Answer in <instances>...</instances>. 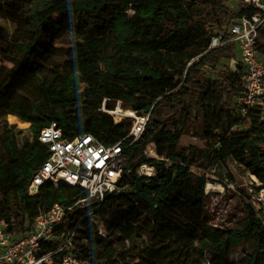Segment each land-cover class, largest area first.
Here are the masks:
<instances>
[{"label":"trees","instance_id":"obj_1","mask_svg":"<svg viewBox=\"0 0 264 264\" xmlns=\"http://www.w3.org/2000/svg\"><path fill=\"white\" fill-rule=\"evenodd\" d=\"M226 1L0 0V16L16 21L10 37L0 24V61L11 64L0 66V119L11 114L29 123L24 140L16 125L4 121L1 127L0 220L10 230L21 231L23 215L32 218L54 203H76L60 231L80 223L74 244L89 264H110L119 247L141 233L148 234L142 255L162 256L171 247L168 264H231L232 249L244 240H252L253 248L236 264H264V225L253 208L247 205L241 228L202 222L206 179L195 176V186L190 170L199 164L202 149L190 144L176 151L180 138L199 127L194 134L211 149L213 162L237 160L264 188V109L240 113V69H225L210 80L201 67L234 57L230 44L207 50L214 31L241 14ZM66 35L71 45L57 46ZM258 50L264 55V47ZM118 100L125 109L150 110L142 135L123 143L126 160L119 184L128 189L107 193L100 204L80 186L51 181L28 194L27 185L48 156L38 140L40 131L55 121L70 139L90 133L113 144L127 135L130 119L115 123L100 108L104 102L111 109ZM241 123L250 128L231 130ZM151 142L166 146L170 166L146 157ZM138 155L156 165L155 175L132 171ZM93 209L104 223V235L89 217L81 219ZM57 245L49 243L45 250Z\"/></svg>","mask_w":264,"mask_h":264},{"label":"built area","instance_id":"obj_2","mask_svg":"<svg viewBox=\"0 0 264 264\" xmlns=\"http://www.w3.org/2000/svg\"><path fill=\"white\" fill-rule=\"evenodd\" d=\"M226 5L231 11H241V14L236 15L222 29L214 31L207 50L225 44L234 47V60L237 61L236 65L241 66V90L236 102L241 107L240 113L245 115L252 107L264 109V55L256 45L264 26V0H227ZM201 67L210 80L219 79V73L225 70L220 68L218 74L213 73L219 63H207ZM121 105L118 100L111 109L105 105L102 107L114 117L115 123L123 118H129L131 122L127 135L113 144L102 143L90 133L70 139L55 121L45 126L38 140L48 149V156L27 185V193L36 194L45 181H51L55 186H80L87 190V198H95L100 204L107 193L126 191L128 187L119 184L126 160V147L123 143L129 138L132 143L142 135L150 119V110L123 111ZM147 146L150 148L149 144ZM143 166L148 169L143 172L148 177L156 174L153 164L144 163ZM190 170L197 174L195 166H191ZM239 194L250 204L264 225V188L261 182L251 176ZM75 204L54 203L49 210L35 216L32 224L20 232L10 230L6 220H0V264H89L82 259L74 244L80 223L71 231H60V226L69 219ZM58 232L62 233L60 238L57 237ZM101 234L104 235V232L101 231ZM55 241H58L55 248L45 250L47 244Z\"/></svg>","mask_w":264,"mask_h":264},{"label":"rangeland","instance_id":"obj_3","mask_svg":"<svg viewBox=\"0 0 264 264\" xmlns=\"http://www.w3.org/2000/svg\"><path fill=\"white\" fill-rule=\"evenodd\" d=\"M240 6L237 7L239 9ZM54 19H59L57 14H54ZM0 24L4 26L6 31L9 34V37L13 34L16 21L9 16L1 15L0 16ZM72 38L69 35H66L63 39L57 42V46L59 47H67L71 45ZM257 48L264 47V26L260 30V34L257 37L256 42ZM233 58L221 59L219 62V67H217L213 73L218 74L220 68H225L229 72L235 71L234 68L240 69V64L236 65V62ZM5 64L10 66L9 62H1L0 66ZM104 102L101 104L100 110L102 109ZM125 106L121 105V109L127 110L124 108ZM264 115V114H263ZM221 111L217 110V117L220 119ZM113 117V116H112ZM117 118V116L115 115ZM114 120V117H113ZM4 121H7L10 124L16 125L17 128L23 129L22 134L19 139L24 140L29 136L28 122L21 121L14 115H7L4 119H0V136H1V127L4 124ZM224 125H227V120H224ZM250 128L249 123H241L234 126L232 131H241L247 130ZM201 128H196L194 130L188 131L184 134L179 142L177 143L176 151L180 153L182 148L193 144L202 149V158L198 165H196L197 174L193 172V176H191V183L195 186L199 183L195 176H205L206 183L203 187L204 192V210L202 214V222L205 224L213 225L215 227L227 230L232 228H241L244 225V222L247 217L248 208L247 205H250L246 202L239 194V191L243 190V186L246 180H249L251 177V173L247 170L242 164H240L237 160L233 158H229L226 162L223 163H215L211 159V149L208 148L204 141H202L199 137L195 136L194 132L199 131ZM150 148L146 146L144 150V154L147 158L155 159L156 161H163L166 166H170L172 161L167 157V149L164 144L159 145L155 142L149 143ZM147 149V150H146ZM147 151V153L145 152ZM0 154H2L1 144H0ZM140 155H138L133 160V165L131 167L132 171H134L138 176L145 175L143 172L148 171L143 164H149V162H144L140 160ZM152 165V164H151ZM155 171L157 169L156 165ZM148 177V176H147ZM208 184H210L209 187ZM218 187V188H217ZM220 187V188H219ZM195 195L198 196V191H195ZM96 200L95 198H88ZM84 201V200H83ZM81 201V202H83ZM95 209L85 212L83 217H89L90 220L97 224L99 230L106 233L105 226L103 221L99 218V216L94 214ZM34 217H29L28 215H23L18 219V222L21 225V231L28 228L32 222ZM77 225V224H76ZM68 230V229H67ZM65 230V231H67ZM62 236L61 232H58V238ZM56 237V239H57ZM148 234L141 233L135 236V238L127 242L124 245H121L117 250V256L112 257L110 264H168L169 262V254H171V247L164 248L163 255L157 256L159 253L154 254L153 256H143L141 251L144 249L147 244ZM253 248L252 240H244L240 241L234 248L231 253V264L236 263V260L243 254L251 251ZM208 257V254L206 255ZM204 264H209L208 261H205Z\"/></svg>","mask_w":264,"mask_h":264},{"label":"bare ground","instance_id":"obj_4","mask_svg":"<svg viewBox=\"0 0 264 264\" xmlns=\"http://www.w3.org/2000/svg\"><path fill=\"white\" fill-rule=\"evenodd\" d=\"M251 176H252L253 178H256L254 174H251ZM208 186H209V187H212V186H210V184H208ZM217 188H218V187H217ZM219 188H220V187H219ZM234 264H236V263H234Z\"/></svg>","mask_w":264,"mask_h":264}]
</instances>
